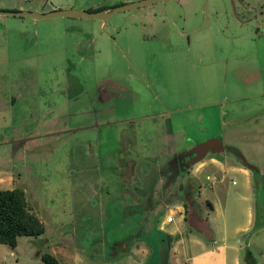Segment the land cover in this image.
I'll list each match as a JSON object with an SVG mask.
<instances>
[{"label": "rangeland", "instance_id": "1", "mask_svg": "<svg viewBox=\"0 0 264 264\" xmlns=\"http://www.w3.org/2000/svg\"><path fill=\"white\" fill-rule=\"evenodd\" d=\"M133 1L0 0V10L95 11ZM146 49L171 50L172 58L155 57L166 85L156 73L144 85L128 74V57L140 67ZM101 84L132 97L125 105L110 100L124 106L116 111L102 109ZM215 85L223 90L218 117V105L203 104ZM165 90L170 103L161 109ZM178 93L185 97L172 98ZM160 110L161 117L124 119ZM216 137L223 150L174 182L152 168L172 149ZM231 148L255 167L247 183ZM209 157L219 167L205 166L193 185L194 168ZM14 187L44 231L18 236L13 248L0 244V264H43L44 252L59 264H187L196 244L211 240L231 244L236 264H246L247 250L251 264H264V0L155 1L116 12L103 26L0 14V189ZM171 212L173 222L163 223ZM157 228L174 243L166 237L163 247Z\"/></svg>", "mask_w": 264, "mask_h": 264}, {"label": "flooded vegetation", "instance_id": "2", "mask_svg": "<svg viewBox=\"0 0 264 264\" xmlns=\"http://www.w3.org/2000/svg\"><path fill=\"white\" fill-rule=\"evenodd\" d=\"M170 51H171L170 49H168V50H162V49H154V50L146 49V50H143L142 55H141V59H142L143 63L141 61L140 67H137L135 65V63H133L132 59L128 57L129 64L128 63L126 64L127 70H129L130 68L135 69V70L133 69L131 71H128V74L136 76V74L138 73L139 74L138 81L144 85L145 82L150 83L149 79H147L146 76L155 80V78L151 77V73H156L157 75L158 74L160 75V76H158L160 78V80L156 79L155 81H159V83L166 85V80H165L166 78L164 77L161 68H159L160 64L158 62H156L155 57H158L159 59H162L164 56L172 58L173 54H171ZM143 67L149 68L152 70V72L148 73L150 76L147 75V73L144 71ZM158 70H159V72H158ZM153 84H155V83L153 82ZM214 87L216 88V91L205 92L203 94V95H205L204 96L205 98H208V101H203L204 102L203 104H205L206 106L218 105L217 108H213V110H215V112L213 113V116L216 115V117H218L221 113V109H220L221 108V106H220L221 102L219 100V94L221 92H223V90L216 85ZM119 89L120 88L117 87V90H116L114 88V85L109 86L108 84H101L98 88H96V92H95V99L97 101L96 103L99 104L101 107H102L101 104H106L105 107H102V109L104 108L106 110H108V108H110L111 110L116 111L118 108H123L124 106H120V105H113L111 107L108 105L110 100L114 101L115 103L121 102V104H123V105H125V103H128V102H125V99L130 100V98L132 97L131 92L126 88L120 89V90L127 92L128 95L126 96L125 94H122L120 91H118ZM170 97L171 96H169V92L166 90L164 91L162 96H160V97L157 96V99L159 101L158 107H160L161 109L164 107L166 108L167 104L170 103L169 101H167V100H170ZM184 97L185 96H183L182 94H179V93L175 97L172 96V98L176 99L177 101L181 100ZM228 101H230V100H228ZM174 111L175 110L170 111V113H174ZM162 112H163L162 110L152 111L150 113L140 114L138 116H135V117L133 116L131 118H130V116H126V118H124V119L126 121H131L134 118H137L136 120H139V119L145 120L147 117H151V118H155L158 116L161 117ZM93 113L95 115H97L96 112H93ZM164 122L166 124L167 121L165 120ZM18 146H20V144L16 145L15 147L17 148ZM187 151L188 150L177 151L175 149H172L170 151L171 152L170 156L166 160L162 161V157H160V162L164 163L163 166L158 165L159 160H157V162L154 163L155 165H158L159 168H155V167H152V168L156 170V173H158V177L162 176L164 178L166 184H168L170 182H174L175 179H177L178 177H181L189 169V167L193 164L192 159L194 158V153L186 154ZM207 153H209V152H207ZM145 164H147V163L145 162ZM180 173H181V175H180ZM185 202H186V204H188L187 205L188 208L192 207L190 204V201L188 199H186ZM182 209L184 210L183 206H182Z\"/></svg>", "mask_w": 264, "mask_h": 264}, {"label": "trees", "instance_id": "3", "mask_svg": "<svg viewBox=\"0 0 264 264\" xmlns=\"http://www.w3.org/2000/svg\"><path fill=\"white\" fill-rule=\"evenodd\" d=\"M206 204L210 205L208 202ZM43 231V223L27 207L24 191L21 188L0 189V244L15 247L18 236H38ZM155 232L164 247L167 235L161 234L157 230ZM127 241H130L129 237H127ZM39 258L43 264H59L57 259L47 252L39 254ZM244 258L246 264H251L248 250L245 252Z\"/></svg>", "mask_w": 264, "mask_h": 264}, {"label": "water", "instance_id": "4", "mask_svg": "<svg viewBox=\"0 0 264 264\" xmlns=\"http://www.w3.org/2000/svg\"><path fill=\"white\" fill-rule=\"evenodd\" d=\"M155 1H165V0H136L129 3L119 4L110 8L106 9H100L95 11H85L80 9H56L51 10L45 13H38L33 11H4L0 10V14H9V15H17V16H24L29 17L34 20L43 19V18H53V17H72V18H90V19H96L101 21L102 26L105 23V21L114 13L119 11H125L130 10L135 7H141L144 5H147L149 3L155 2ZM27 138H22L13 141L14 147L16 145L22 144L24 141H26ZM45 148V147H44ZM43 149L39 148L38 150ZM223 150V145L221 143V139L219 137L216 138H208L204 141L196 143L194 146H192L186 154L194 153V158L192 159V163H195L202 159L204 155L207 152L210 153H219ZM231 150L236 153L241 161V164L244 165L247 169L255 171V167L243 159V157L240 155V153L231 148Z\"/></svg>", "mask_w": 264, "mask_h": 264}, {"label": "crops", "instance_id": "5", "mask_svg": "<svg viewBox=\"0 0 264 264\" xmlns=\"http://www.w3.org/2000/svg\"><path fill=\"white\" fill-rule=\"evenodd\" d=\"M58 5L61 6L60 4H58ZM58 5H55V6H58ZM67 5H72V4H65L63 6H67ZM113 5H111V6H113ZM55 6L53 4H50V7H47L46 10L47 11L53 10L55 8ZM111 6L100 7L99 9H106V8H110ZM63 8H70V7H63ZM37 10L40 11V10H44V9H37ZM70 18H72V17H70ZM32 21H37V20L32 19ZM217 165H218V162L214 157H209L205 160H201L197 164V166L194 168L195 170H193V172L191 174V175H193L192 177H194L193 178L194 182H192V184L196 185V183H197V185H198V181H199L198 180L199 179L198 173L204 171L205 166H211L212 168H217V167H219ZM237 169L239 172H241L245 176V183H247L249 181L247 178V175H248L247 168L244 167V168H237ZM263 210H264V208H263ZM247 215L249 217V211L247 212ZM180 218L182 220V214L181 213H180ZM197 218H198V216H197ZM201 219H202L203 223L206 224L205 220L203 218H201ZM248 221H249V219H247V223H248ZM162 222L163 223H171V222H173V219L169 222L165 221V219H164ZM157 229H158L157 231H160L161 234H166L168 238L171 237L172 238L171 244L174 243L173 241H174L175 237H173V235L171 233L165 232L161 228L160 229L157 228ZM179 230H180V232L182 231V229H179ZM209 237H211L210 233H209ZM222 238H224V237H222ZM157 240L160 242L158 234H157ZM193 241H196V240H192V242ZM193 243L195 244V243H199V242L196 241ZM175 244H177L179 246V249H181L183 247V249H185L186 251H187L188 246H189L186 243V241L180 243L178 240ZM196 245H197V248L193 249L187 258V260H188L187 264H228L229 258H230L231 264H236V259H235L234 255L231 256V254H230V257H228L229 251L232 249L231 244H225L224 242L216 243L214 240H211V242L208 243L207 245H203V244H196Z\"/></svg>", "mask_w": 264, "mask_h": 264}, {"label": "built area", "instance_id": "6", "mask_svg": "<svg viewBox=\"0 0 264 264\" xmlns=\"http://www.w3.org/2000/svg\"><path fill=\"white\" fill-rule=\"evenodd\" d=\"M173 214H174V213L171 212V215H168V216L165 218V221H167V222L171 221V220H172V215H173Z\"/></svg>", "mask_w": 264, "mask_h": 264}]
</instances>
